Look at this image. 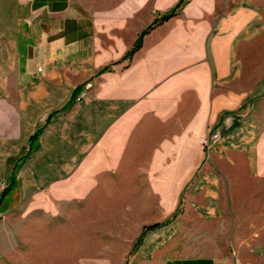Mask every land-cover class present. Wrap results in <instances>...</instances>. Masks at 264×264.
<instances>
[{"label":"crops","instance_id":"0c3cea01","mask_svg":"<svg viewBox=\"0 0 264 264\" xmlns=\"http://www.w3.org/2000/svg\"><path fill=\"white\" fill-rule=\"evenodd\" d=\"M180 1L0 0V194L15 181L1 216L47 192L75 199L96 166L134 158L158 210L146 223L170 222L141 245L146 263L224 264L190 252L182 208L184 224L231 225L233 264H264V0H186L124 61Z\"/></svg>","mask_w":264,"mask_h":264},{"label":"rangeland","instance_id":"374dc122","mask_svg":"<svg viewBox=\"0 0 264 264\" xmlns=\"http://www.w3.org/2000/svg\"><path fill=\"white\" fill-rule=\"evenodd\" d=\"M262 57L264 48L257 51L255 72H264V64L258 63ZM260 89L264 90V82ZM80 96L78 101L85 97ZM262 96L257 92V97ZM147 163L133 158L121 168L105 172L96 166L94 175L80 180L81 189L86 186L89 191L72 200L47 192L44 199L15 201L0 219V264H160L146 263L139 255L141 246L135 248L143 230L154 225L146 222L158 220L155 195L149 179L142 176ZM182 213L180 208L175 215L176 229L187 235L191 253L213 255L224 264L237 262L229 223L194 217L184 224L177 219ZM157 224H161L159 229L149 230L146 238L166 227ZM246 233L245 229L240 235ZM246 246L243 242L241 248ZM181 248L180 253L185 249ZM240 259L247 264V256Z\"/></svg>","mask_w":264,"mask_h":264},{"label":"trees","instance_id":"16d2710c","mask_svg":"<svg viewBox=\"0 0 264 264\" xmlns=\"http://www.w3.org/2000/svg\"><path fill=\"white\" fill-rule=\"evenodd\" d=\"M185 3H186V0H181L171 11H169L168 13H166V14H164L163 16H160V17H157L155 20H154V22H153V24L147 29V30H145L142 34H141V36L139 37V39L137 40V42L135 43V45L133 46V48L125 55V57L123 58L124 59V61H126V60H130V59H132V57L135 55V53L141 48V46H142V43H143V38H144V36L154 27V26H156L157 24H160V23H163V22H165V21H168L169 19H171V18H173V17H175L176 15H178L179 14V12L182 10V8H183V6L185 5ZM109 70V68H105L103 71H101V73H103V72H105V71H108ZM79 93V90L77 89V92L75 93V97H76V95ZM54 114H51V115H49V117H48V119L50 120L51 119V117L53 116ZM39 133H40V131L39 132H37L36 134H35V136H34V140H33V142L38 138V136H39ZM25 159V156H22L19 160H18V162H21L22 160H24ZM14 184H15V181H14V178L12 177V178H10V180H9V184H8V186H6V188H4V190L1 192V194H0V205L2 204V202H3V200L9 195V193H10V191H11V189L13 188V186H14ZM170 222L169 221H167L166 223H163L162 225H164V227L165 226H167L168 224H169ZM161 226V224H154V225H151V226H149V227H147V228H145L144 230H143V232H142V234L139 236V238H138V241H137V245H136V249H138L142 244H143V242H144V240H145V238H146V236L148 235V231L149 230H153V229H156V228H158V227H160ZM159 229V228H158Z\"/></svg>","mask_w":264,"mask_h":264},{"label":"built area","instance_id":"2783aa9c","mask_svg":"<svg viewBox=\"0 0 264 264\" xmlns=\"http://www.w3.org/2000/svg\"><path fill=\"white\" fill-rule=\"evenodd\" d=\"M85 94H82L80 98L84 97ZM220 138V135L217 131H212L207 133L201 138V143L205 148H209L212 144H215ZM1 219V214H0Z\"/></svg>","mask_w":264,"mask_h":264}]
</instances>
